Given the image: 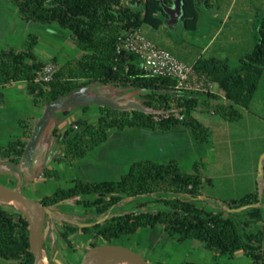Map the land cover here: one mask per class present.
Masks as SVG:
<instances>
[{
    "label": "trees",
    "instance_id": "trees-1",
    "mask_svg": "<svg viewBox=\"0 0 264 264\" xmlns=\"http://www.w3.org/2000/svg\"><path fill=\"white\" fill-rule=\"evenodd\" d=\"M175 1L131 0L129 5H125L124 0H10L17 7L22 21L57 25L68 31L73 44L82 54L64 65H59L54 58L58 67L52 80L38 82L37 73L46 64L35 54L40 37L30 34L23 50L9 47L0 52V88L26 83L27 92L37 107H48L69 93L98 84L145 93L142 95L145 100L142 109L99 106L96 124L80 119L64 133L55 129L52 135L62 142L65 151L54 160L56 164L70 165L87 158L107 143L112 130L141 127L167 132L176 127H185L191 130L198 143L209 142L208 127L194 115L202 106L198 95L189 98L180 96L174 80L152 77L137 66L133 54L117 52L119 39L125 32L132 33L143 26L159 29L163 19L168 18L164 8H171ZM213 1L181 0V21L187 31L200 28L203 14L210 9ZM194 69L210 82L217 83L225 100L231 104L220 106L214 113L230 122L242 119L238 109L248 108L263 74L264 15L260 21L258 44L237 67H232L225 60L207 58L200 59ZM207 95L209 99L220 100L215 94ZM3 98L4 94L0 92V99ZM84 111L86 113V108ZM167 111L171 114L164 118L162 115ZM177 112L183 119L175 117ZM19 124L25 130L24 134L6 146H0V162L10 161L18 165L26 155L33 133L27 122L21 120ZM75 126L80 130L76 131ZM43 176L59 180L57 170L53 168L46 167ZM262 182L264 185V166ZM204 183L212 184L210 179L204 178L198 166H194L191 172L181 168L177 160H171L168 164L142 160L131 165L116 181L85 182L74 179L71 186L58 188L53 194L43 196L40 202L54 211L60 205L77 200V205L84 208L86 213H94L101 220L126 201L153 199L152 202L137 203V212L110 214L104 226L99 220L82 228L65 225L61 237L72 249L73 236L78 232L94 235L97 241L101 239L104 244H116L122 237L136 235L144 229L162 228L169 237H176L179 244L189 240L200 242L206 250L213 252L215 259H234L241 254L251 260V264H264V214L261 202L264 194L253 192L231 203L224 202L227 210L214 213L195 202L201 196ZM90 195L97 198L82 199ZM257 203H261V206L242 212L244 218L240 223L236 222L239 214L230 212L231 209ZM151 204L160 205L163 209L144 211ZM259 224H262L261 228H258ZM29 225L25 214L0 204V264H34ZM98 245L99 242H96L92 246Z\"/></svg>",
    "mask_w": 264,
    "mask_h": 264
},
{
    "label": "rangeland",
    "instance_id": "rangeland-1",
    "mask_svg": "<svg viewBox=\"0 0 264 264\" xmlns=\"http://www.w3.org/2000/svg\"><path fill=\"white\" fill-rule=\"evenodd\" d=\"M218 1L224 9L230 6L234 7V18L223 29V34L213 49L224 51V54L230 58L232 63H236L237 67L240 64L238 62L239 59L251 54L259 42V27L261 18L264 15V0ZM130 2L131 0H124L125 5H129ZM180 14L181 12L175 13L172 15V18L178 17ZM56 27L57 25L49 26L26 23L21 20L17 7L10 0H0V33L5 32V36L0 41V52L9 47L23 50L26 38L30 34H33L40 37V43L35 49V54L40 61H46L54 56H57L63 61L66 57H70L68 60L75 59L76 53L80 54V51L73 44V41L68 35L69 32L60 29L61 32H64V35L60 34L58 33L59 29H56ZM144 28L143 35L147 39L152 40L158 47L171 52L175 57L191 67H194L196 60L207 59L211 56V54L202 53V44L196 40L195 32L183 29L177 22L173 23L172 27L170 26L166 29H153L150 26H144ZM50 30L54 31L52 32ZM48 65H54L56 69L58 67L54 59L46 64V66ZM26 88V83L14 84L13 88H9L6 91L7 98L5 99L4 94V98L2 100L0 99V104L4 100L6 101V104H3L4 108L2 110L5 114L4 116H0L1 146H6L9 142L22 137L23 128L19 124L21 120L30 124L35 117H38L39 123L43 117V115H35L33 101L28 95ZM88 94L96 98L119 103L121 106H127L132 104L138 96H142L145 93L140 90L98 84L92 86L88 90ZM141 100L144 101V98L142 97ZM222 105V102L212 101V106L209 110L194 114L210 131V141L204 145V153L199 155L194 154V159L196 158L194 163H197L198 168L203 174L207 171V175L210 173L214 178L212 184L204 183L202 189L203 196L212 199L213 203L219 202L224 204V202L231 203L233 200H239L253 192H259L260 195L264 194V185L260 173L261 162L264 158V69L258 89L248 108L238 109L243 116L242 119L236 122H230L226 121L220 115L212 114V111ZM91 107L93 110L87 116V120H90V124H96L99 117L98 106L91 105ZM76 111L71 110V115L68 117L62 115L51 116L49 119L50 124L37 140V142L47 148L49 153L41 169L49 167L57 170L59 180H46L42 171L32 182L34 186H37V191L32 192L27 187H24L23 193L35 202H40L43 196L53 194L58 188L71 186L76 177L83 179L81 175L87 179L90 178L88 182L116 181L122 174L128 171V166L137 163L133 162L136 160H132L128 164L125 162L124 165L127 168L123 167L124 172H121L122 170L117 168L118 171L111 174L110 167H107L103 162L98 163V170L94 168L97 165L96 162L100 160L98 158L99 151H97L98 153L89 155L88 161L92 165L94 164L93 170L89 168L88 162L76 165L71 170H66L65 164H56L54 160H50L49 158L52 154L54 158H58L64 150L62 142L53 137V130L58 129L60 133H64L74 125V123L70 125L72 120H77L80 117L83 118L82 113ZM38 123L33 125L32 133H34ZM79 130V128L76 129V131ZM138 130L144 129L141 127L128 129V131H125L127 133L115 130V133L110 136L111 140L103 146V149L102 147L99 148L101 150L100 152L109 151L110 156L113 157L112 160L118 163V160L121 161L120 152L123 147L126 146V148L138 151L139 148L136 143L138 139H145L146 137L151 139V133L143 135L142 131ZM121 133H124V135L121 142H119L121 144H119L113 139V135ZM163 147L165 148L163 155L171 149L167 146L166 141L163 143ZM117 154L118 157L116 159L114 155ZM102 161L104 160L102 159ZM16 174L17 172L13 167L4 166L0 168V183L9 187H15L19 180ZM84 198L95 200L97 197L90 195ZM149 201L152 202L153 199L149 198ZM76 202L77 200H73L64 205H60L52 214L47 216L44 243L45 264H80L86 252L94 247L92 246L94 243H102V240L97 241L94 235H84L81 232L73 236V249L69 248L63 241L61 231L65 225L82 228L84 224L93 223L100 218V216L94 213H86L85 209L79 207ZM0 204L4 203L0 202ZM161 209H163L162 206L151 204L144 211L156 212ZM206 209L210 211L216 208L210 205L206 206ZM137 211L136 201L130 200L115 208L112 214L124 215ZM238 214L239 217L236 218V222L240 223L244 215L242 212ZM104 222L99 221L102 225ZM261 227L262 224H259L258 228ZM116 244L132 249L150 264H182L184 262L229 264L224 263L227 262L225 259H215L213 252L206 250L196 240H189L183 244H179L176 241V237H169L162 228L154 230L144 229L136 235L122 237L116 241ZM197 244L201 246L199 249L197 248ZM237 258L242 259L245 257L239 254ZM238 262L240 261L232 262L231 264H244Z\"/></svg>",
    "mask_w": 264,
    "mask_h": 264
},
{
    "label": "crops",
    "instance_id": "crops-1",
    "mask_svg": "<svg viewBox=\"0 0 264 264\" xmlns=\"http://www.w3.org/2000/svg\"><path fill=\"white\" fill-rule=\"evenodd\" d=\"M173 7H175V4L171 8H173ZM233 12H234L233 6H230L227 9L226 8L224 9L219 4L218 0H214L210 9L207 10L203 14L200 28L197 31H193V32H195L196 40L198 41V43L202 44V48H201L202 53L211 54V56L209 58H217L220 60H225L232 67H236V63H232L230 61V58L224 54V51L213 49L214 45L216 44V42L218 41L220 36L223 34V31H224L223 29L232 22L231 20H233V18H234ZM175 22L179 23L181 25V27H183V29H185L183 26V21H181V14L175 18H172V16L168 15V18L163 19V25L159 29H163V28L166 29V28H169L170 26L172 27L173 23H175ZM56 29H59L58 33L64 35V32H61V30L58 26L56 27ZM144 30H145V28L143 26L141 29V32L143 33ZM50 31L53 32L54 30H50ZM4 33H2V32L0 33V41H1L2 37L5 36ZM68 35L70 37V33ZM81 54H82L81 51H80V54L76 53L75 59L79 58L81 56ZM54 58H57L59 65H64L66 62L70 61V60H68V58H70V57H66V59H64V61H63V60L59 59L57 56H54V57H50L46 61H42V62L44 64H47L49 61H51ZM242 59H243V57L241 59H239L238 62H240ZM199 60H196L194 65ZM207 83L209 85L210 92L212 94L219 96L220 100L209 99L208 95H198V97L200 98V102H201L202 106H200L198 108L197 112L201 113L203 111L209 110V108H211V106H212V101L222 102L224 106H230L231 105L228 101L225 100L224 93L219 88L217 83H212L209 80ZM16 84H18V83H16ZM13 86L14 85L9 86V87L4 88V89L0 88V92L5 94V99L7 98L6 91L9 88H13ZM30 97L32 98V101H33V106L35 109V115L39 114L40 116H42L47 107L35 106L33 97L32 96H30ZM142 97L143 96H138V98L135 99L132 102V104L127 105V106L125 105L124 107H126L128 109L143 108L142 105H144L145 100L144 101L141 100ZM4 103L6 104L5 100L3 102H1V104H0V116H4V114H5V112L2 111L4 108L3 107ZM117 104L119 105V103H117ZM139 104H140V106H139ZM85 108L87 110L86 113L84 111ZM71 110L72 111L77 110L76 112H78V111L81 112L83 115V118L80 117L77 120L76 119L72 120L70 122V125L72 123L80 120V119L87 120V116L92 112L93 108L91 107V105L71 106L69 108L56 111L52 116L54 117L55 115H62L64 117H68L71 115ZM212 114H215L214 111H212ZM38 120H39L38 117H35L34 120L32 122H30L29 126L31 129H32L33 125H36L38 123ZM88 121H90V120H88ZM49 124H50V122H49ZM131 129H135V128H131ZM24 131L25 130L23 129L21 136H23ZM114 131L115 130L110 131L109 139L107 142H109L111 140L110 136L115 133ZM125 131H128V129L121 131V132L127 133ZM138 131H142L143 135H145L146 133H151V136H150L151 139L146 137L145 139L141 138V139H138V141H136V143L138 144L137 147L139 148V150H138L139 152L136 151L135 149L131 150L130 148H126V146L125 147L121 146V147H123L122 151L120 152L121 153V155H120L121 161L118 160V163H115L112 160L113 157L110 156L109 151H107V152L105 151V152L101 153L100 152L101 150H99V148H100L99 147L98 149L95 150L96 152L95 151L92 152V153H98L97 151H99L98 158L100 160L96 162L97 165L94 166V168L97 169L98 163L103 162L106 164L107 167H110V169L112 171L111 174H113V173H116L118 171L117 168L122 170L121 172H124L123 169L127 168V166L124 165V163L127 162L126 164H128L132 160H136L133 162H140L142 160H151V161L158 162L161 164H168L171 160H177L179 162L181 168H183L184 170L193 172L194 166H198L197 163H194L195 159H196V158L194 159V154L199 155V154L204 153L203 147H204V145L207 144V143L206 144L198 143L195 140L191 130H189L185 127H176L174 129H172L171 131H167V132H163L160 130H152V129H144V130H138ZM124 133L113 135L114 136L113 139L116 141V143L121 142V139H123ZM165 141L167 143V146L169 148H171L172 150L169 149L168 152L167 153L164 152L165 154L163 155V150L165 149L163 147V143H165ZM119 144H121V143H119ZM119 144H117V145H119ZM103 146H101L102 149H103ZM64 153H65V151L63 150L62 154H64ZM48 155H49V153H48L47 148L45 146L41 145V143L37 142V144L33 147L32 151L30 153H27L19 161L18 167H19L20 173L16 174V177L19 180L17 181V184L15 185V187H20V188H22V190L24 187H27L32 192L37 191V189H38L37 186H34V184L32 182L34 181V178L39 176L40 173L45 169V168L41 169V166H42V164H44V161L46 162ZM114 156L117 159L118 154L114 155ZM89 157L90 156H88L85 159L79 160L73 164H70V165L65 164L66 170H68V169L71 170L72 167L75 168L76 165H80V164L85 163V162H88L89 168L91 170H93L94 164L92 165V163H90V161H88ZM49 159L53 161L56 158H54V155L52 154V156H50ZM102 159L104 161H102ZM4 166L5 167H11V168L13 167L12 164L10 163V161L0 162V168H2ZM129 168H130V166H128V170H129ZM81 176L83 177V179L80 178V180H83L85 182H88L90 180V178L87 179L85 176H83V175H81ZM203 176H204V178L210 179L211 182H213V180H214V178L212 177V174L208 173V175H207V171H205ZM76 179H78V178L76 177ZM46 180L53 181L54 179H46ZM84 197H86V196H83L82 199H88V198H84ZM143 199L135 200L136 204L139 202L149 201V198H143ZM195 202L198 206L204 207V208H206V206H210V205L214 206V208H216V209L210 210L211 212H214V213H223L227 210L223 203H219V202L213 203L212 199L204 197L202 192H201V196ZM261 202H262V211L264 214V199H262ZM200 247L201 246L199 244H197V248L199 249ZM160 256H162V255H160ZM237 256L234 259H229L228 257H223L221 260L225 259L227 262H224V263H229V264H231L232 262H237V261H240L238 263L251 264V261L249 259H247V258L246 259L245 258L238 259ZM236 259H238V260H236ZM217 264H219V263H217ZM220 264H223V263H220Z\"/></svg>",
    "mask_w": 264,
    "mask_h": 264
},
{
    "label": "water",
    "instance_id": "water-1",
    "mask_svg": "<svg viewBox=\"0 0 264 264\" xmlns=\"http://www.w3.org/2000/svg\"><path fill=\"white\" fill-rule=\"evenodd\" d=\"M204 1V0H199ZM166 13L169 16L174 15L175 13L181 12V0L175 1V7L173 8H164ZM92 87V86H91ZM91 87L82 88L76 90L72 93L67 94L66 96L56 100L51 103L45 110L41 121L36 126L31 142L28 145L27 153H30L33 147L36 145L37 140L45 132L50 117L58 110H63L71 106L77 105H96V106H109L111 108H126L120 106L117 103L111 102L107 99L96 98L88 94V90ZM142 109V108H137ZM11 163V162H10ZM14 170L17 173H20L18 165L11 163ZM264 158L261 162V175L263 174ZM0 198H9L20 200L23 207L26 209V217L30 223L29 225V240L31 252L34 255L35 262L34 264H45V253H44V243H45V225L46 218L48 215L53 213L52 209L47 208L41 202H35L31 200L26 194L23 193L22 188L20 187H9L0 183ZM261 206V203L254 205H246L238 209H231V213H240L251 208H258ZM110 213L103 219L99 220L105 221L108 219ZM91 224H84L83 227L90 226ZM111 259L113 264L116 263H125L132 262L135 264H150L145 258L140 256L138 253L133 251L130 248L121 246L118 244H104L91 248L83 256L80 264H95L100 259Z\"/></svg>",
    "mask_w": 264,
    "mask_h": 264
},
{
    "label": "built area",
    "instance_id": "built-area-1",
    "mask_svg": "<svg viewBox=\"0 0 264 264\" xmlns=\"http://www.w3.org/2000/svg\"><path fill=\"white\" fill-rule=\"evenodd\" d=\"M117 52L133 54L136 57L137 66L152 77L174 80L175 89L180 96L189 98L211 93L205 76L198 74L194 67L179 60L171 52L158 47L147 39L141 30L132 33L125 32L119 39ZM55 72L54 65L45 66L37 73V81L49 82ZM170 114L171 112L167 111L162 116L168 118ZM175 117L183 119L180 112H177ZM156 120H159V117H156ZM75 128L78 129L77 126Z\"/></svg>",
    "mask_w": 264,
    "mask_h": 264
},
{
    "label": "bare ground",
    "instance_id": "bare-ground-1",
    "mask_svg": "<svg viewBox=\"0 0 264 264\" xmlns=\"http://www.w3.org/2000/svg\"><path fill=\"white\" fill-rule=\"evenodd\" d=\"M0 202L15 208L16 211L18 210L19 212H21L23 214L26 213V209L23 207L20 200L9 199V198H0ZM113 262H114L113 260L107 258V259H100L95 264H113ZM124 264H135V263L125 262Z\"/></svg>",
    "mask_w": 264,
    "mask_h": 264
},
{
    "label": "flooded vegetation",
    "instance_id": "flooded-vegetation-1",
    "mask_svg": "<svg viewBox=\"0 0 264 264\" xmlns=\"http://www.w3.org/2000/svg\"><path fill=\"white\" fill-rule=\"evenodd\" d=\"M110 214H112V212H110ZM46 222H47V218H46ZM89 224H91V223H89ZM46 226V225H45ZM99 245H104V243L102 242L101 244H99ZM98 245V246H99Z\"/></svg>",
    "mask_w": 264,
    "mask_h": 264
}]
</instances>
